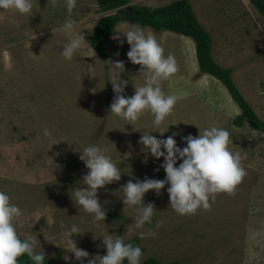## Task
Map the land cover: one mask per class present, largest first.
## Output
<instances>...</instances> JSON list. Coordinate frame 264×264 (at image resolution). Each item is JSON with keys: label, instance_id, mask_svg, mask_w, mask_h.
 Listing matches in <instances>:
<instances>
[{"label": "rangeland", "instance_id": "obj_1", "mask_svg": "<svg viewBox=\"0 0 264 264\" xmlns=\"http://www.w3.org/2000/svg\"><path fill=\"white\" fill-rule=\"evenodd\" d=\"M128 1L129 6L156 9L180 0ZM187 1L211 35L213 59L233 70L236 87L264 121V17L249 0ZM105 14L97 0H76L71 14L65 0H56L55 7L49 0H33L28 14L0 11V191L23 212L14 221L19 237H35L34 251L56 264H88L87 259H75L61 234L73 224L81 231L73 239L90 257L106 255L103 237L120 235L142 249L140 264L149 258L162 264H264V134L247 122L235 125L241 109L219 80L200 72L191 38L150 27L142 28L155 36L165 56L174 55L178 66L161 81L166 95L177 96L160 126L166 133L160 136L149 110L132 125L110 115L115 95L110 81L116 73L106 62L124 63L120 79L128 81L125 97L134 95V85H142L144 78L138 76L141 66L128 59L130 45L122 34L123 45L112 39V32L106 58L90 45ZM69 18L77 21L75 31L88 42L70 61L61 55L69 37L52 32ZM121 25L131 24L119 23L115 29ZM89 65L94 67L91 72ZM212 126L229 131L228 147L241 154L247 175L234 193L216 194L209 211L191 215L170 208L167 189L151 202L148 192L144 204L153 203L156 212L144 230L151 228L156 235L140 239L134 208L124 211L123 193H114L130 179H156L162 169L163 158L156 160L142 150V134L166 139L177 133V146L183 148L182 137H198L199 129ZM89 145L106 148L122 174L120 181L98 190L105 221H95L70 196L71 189L84 186L79 182L88 169L79 152ZM158 221L163 226L156 229Z\"/></svg>", "mask_w": 264, "mask_h": 264}, {"label": "clouds", "instance_id": "obj_2", "mask_svg": "<svg viewBox=\"0 0 264 264\" xmlns=\"http://www.w3.org/2000/svg\"><path fill=\"white\" fill-rule=\"evenodd\" d=\"M49 3L53 7L56 6V0H49ZM65 6L71 14L76 7V0H65ZM0 9L28 14L33 9V0H0ZM77 26V21L69 18L60 28L52 29L54 36L59 31L69 37L61 52L69 61L78 49L88 43L82 32L75 31ZM121 34L130 45L127 53L129 61L141 66L138 76H143L144 83L140 86L134 85V95L125 97L128 81L120 79V74L125 71V65L122 61H107L110 72L116 73V78L110 81L115 93L110 105V115H116L132 125L145 110H149L154 117L153 125L163 137L166 132L160 126L172 112L177 96L166 95L162 90L161 81L167 80L178 71L176 59L172 54L165 56L164 49L155 36L151 32H146L139 24L121 25L120 28L113 30L112 39L123 45ZM93 69L94 67L89 65L88 71L91 72ZM44 135L50 137L51 133L45 129ZM176 135L177 133H173L166 139H158L145 132L138 141L145 153L156 160L163 158L164 163L160 167L166 173L164 180L145 177L142 181L135 179L133 182L130 179L114 193L115 195L123 193L121 200L125 206L124 211L128 207L134 208V224L141 230L140 239L156 235V231L151 228L144 230L146 224L152 223V217L156 212L153 203L144 204V197L148 192L154 191L159 195L167 185L170 208L181 216L191 215L199 209L209 211L210 200L214 201L216 194L234 193L236 186L247 175L241 164V154L233 153L228 147L230 140L228 130L215 126L205 128L203 131L199 129L198 137L192 135L182 137L186 145L183 148L177 146ZM106 152V148L95 145L86 146L79 152V158L86 165L88 172L79 182L84 186L70 190L74 204L93 214L95 221H105L107 218V212L98 198V190L120 181L122 176L120 169ZM10 201L11 197L0 191V264H18V258L25 254L33 264H44L46 254L34 251L36 238L27 236L22 240L19 237L14 221L21 217L23 212ZM162 226L163 222L158 221L155 228L159 229ZM61 228H64L63 224ZM61 234L67 238L66 243L75 259L81 262L87 259L88 264H124L125 260L128 264H140L143 255L139 246L126 243L123 236L106 235L102 238L106 255L90 257L89 253L80 249L73 239L74 235L81 234L77 225L64 228Z\"/></svg>", "mask_w": 264, "mask_h": 264}, {"label": "trees", "instance_id": "obj_3", "mask_svg": "<svg viewBox=\"0 0 264 264\" xmlns=\"http://www.w3.org/2000/svg\"><path fill=\"white\" fill-rule=\"evenodd\" d=\"M249 1L264 17V0ZM97 3L106 14L98 20L89 42L99 57L106 58L108 56L110 36L119 23L139 24L141 27H150L157 33L169 31L191 38L196 44L200 72L219 80L241 109L242 114L235 119V125L240 127L247 122L252 130L264 134V121L256 115L254 109L236 87L232 77L233 70L222 67L213 59L211 35L198 21L191 4L187 0L176 1L168 6L156 9H150L146 6H129L128 0H97ZM3 10L0 9V11ZM179 163L178 161L177 166H179ZM165 178L166 173L162 168L156 179L164 180ZM167 187L166 185L161 193ZM161 193L157 195L154 191H151L147 200L151 202L158 198ZM18 264H33V262L25 254L18 258ZM44 264L56 263L45 255ZM124 264H128V262L125 260ZM142 264L162 263L155 258H149Z\"/></svg>", "mask_w": 264, "mask_h": 264}]
</instances>
